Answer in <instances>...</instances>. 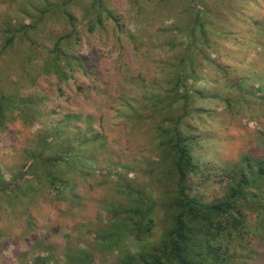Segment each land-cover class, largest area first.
Segmentation results:
<instances>
[{"label":"rangeland","instance_id":"rangeland-1","mask_svg":"<svg viewBox=\"0 0 264 264\" xmlns=\"http://www.w3.org/2000/svg\"><path fill=\"white\" fill-rule=\"evenodd\" d=\"M105 2L120 25L106 21L104 28L87 33L83 6L90 0H83L68 6V12L77 23L74 33H60L61 22L53 20L46 23L47 32L33 36L40 44L49 45L56 34L71 33L69 40L75 43L72 53L80 61L67 81L40 76L35 85L26 84V79L21 80L24 71L38 77L39 67L26 63L20 67L23 51L19 56L15 47L5 48V36L0 38L4 84L13 87V81H18L24 98H43L39 106L44 114L41 122L50 127L70 113L82 115V120L76 124L84 127L86 117L91 116L92 129L99 132L106 143V149L99 151L92 163L95 178L78 187L80 208L41 200L27 206L28 217L19 205L8 211L4 205L0 218V264L32 260L37 254L32 248L38 239L60 245L68 241L76 245L88 240L90 230L105 216L104 202L112 197L107 181L115 179V172L122 171L135 183L146 187L149 181L144 172L148 166L157 164L161 155L152 125V103L148 102L147 94L166 87L169 77L182 69L180 60L191 39L179 34L172 35L174 40L162 30L186 26L191 20L188 5L183 0ZM200 2L210 8L212 13L207 21L214 29L210 49L196 56L195 77L202 79L188 81L193 96L191 105L196 111L184 119L183 130L196 138L193 153L200 165L199 172L189 180L192 194L211 202L224 193L221 177L225 168L242 155L259 157L263 152L264 99L260 98L264 93L259 89L264 90V0ZM32 4V0H0V20L12 26L35 23L23 13L26 9L36 15ZM34 4L37 6L39 0ZM205 58L224 65L228 70L226 75L210 66ZM238 77L248 80L245 90L249 94L254 91V96L238 93L233 88ZM198 92L206 97L202 98ZM41 128L42 124L27 125L17 115L7 122L6 130L0 133V172L6 178H10L12 170L25 164L23 152ZM121 166H128L132 171ZM149 190L159 200L166 199L163 190L155 185ZM255 218L253 214L252 221ZM162 229V224L158 223L154 240L159 238ZM127 244L132 251L136 249L133 239L129 238ZM245 246L259 256L250 264H264V237L250 236ZM113 259L111 255H96L95 263L111 264Z\"/></svg>","mask_w":264,"mask_h":264},{"label":"trees","instance_id":"trees-1","mask_svg":"<svg viewBox=\"0 0 264 264\" xmlns=\"http://www.w3.org/2000/svg\"><path fill=\"white\" fill-rule=\"evenodd\" d=\"M32 1L36 15L26 9L23 13L35 23L12 26L0 20V38L5 36V48L15 47L19 56L23 51L20 67L24 63L39 67L38 77L24 71L21 80L26 79V84L35 85L40 76H55L58 81H67L80 61L72 53L75 43L69 40L77 23L68 12V6L83 0H39L37 6L35 0ZM183 1L188 5L190 22L182 29L162 30L171 37L182 34L183 38L191 39L180 60L182 69L169 77L166 87L147 94L148 102L152 103L157 150L161 154L157 164L148 166L144 172L149 184L142 186L128 178V173L115 172V179L107 181L113 193L111 199L104 202L105 216L90 230L88 240L76 245L73 241L60 245L38 239L32 248L36 256L21 264H96V255H111L114 258L111 264H250L259 258L252 250L248 251L245 242L250 236L264 237V141L261 156L242 155L224 169L222 196L208 202L192 194L189 180L199 172L200 165L193 153L196 138L183 130L184 119L196 111L191 105L193 96L187 85L189 80L202 79L195 77L197 57L210 49L214 27L207 21L212 13L210 8L200 0ZM83 7L84 27L89 34L104 28L106 21L120 25L105 0H90ZM53 20L61 22L59 26L63 30L60 33H71L56 34L49 45L33 39L35 34L42 36L47 32L46 23ZM2 53L3 49L0 58ZM204 60L226 75L228 70L224 65L209 58ZM3 69L0 64V133L6 130L7 122L14 115L27 125L42 124V128L23 152L25 164L12 170L10 178L0 172V218L4 205L7 211L19 205L28 214L27 206L41 200L80 208L82 200L78 187L95 178L96 169L92 163L97 153L106 149L103 136L92 129L91 116L86 117L84 127L76 124L82 120V115L70 113L50 127L45 125L41 122L44 114L39 109L43 98H24L18 81H13V87L4 84ZM247 81L238 77L233 88L238 93L254 96V91L249 94L245 90ZM259 91L264 93V90ZM239 99L244 103L241 95ZM226 103L231 104L230 100ZM121 168L132 171L128 166ZM151 185L162 189L166 199L159 200L153 195L149 190ZM253 214L256 218L252 221ZM158 223L163 229L154 240ZM129 238L135 243L134 251L128 247Z\"/></svg>","mask_w":264,"mask_h":264}]
</instances>
